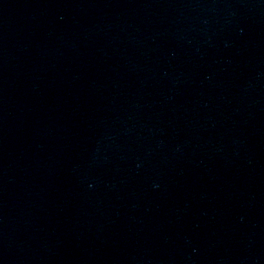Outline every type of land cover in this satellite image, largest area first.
Segmentation results:
<instances>
[{
	"label": "water",
	"instance_id": "95a60500",
	"mask_svg": "<svg viewBox=\"0 0 264 264\" xmlns=\"http://www.w3.org/2000/svg\"><path fill=\"white\" fill-rule=\"evenodd\" d=\"M149 264H264V0H138Z\"/></svg>",
	"mask_w": 264,
	"mask_h": 264
}]
</instances>
